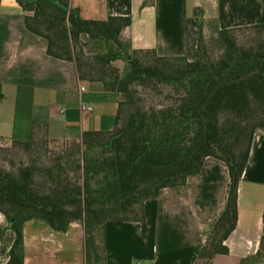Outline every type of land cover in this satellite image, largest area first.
Here are the masks:
<instances>
[{"label":"trees","instance_id":"1","mask_svg":"<svg viewBox=\"0 0 264 264\" xmlns=\"http://www.w3.org/2000/svg\"><path fill=\"white\" fill-rule=\"evenodd\" d=\"M18 1L33 12L25 15L26 26L48 39L50 55L75 62L80 80L101 83L120 100L114 128L86 131L80 140L51 139L47 123L37 121L28 141L0 137L29 154L42 141L71 143L47 161L31 157L7 168L0 160V212L16 233L7 264H25L24 223L33 218L57 231L83 223L87 264H105L106 222L139 221L146 233L145 202L184 185L208 157L228 165L231 185L196 264L228 254L240 182L255 135L264 130V23L222 29L217 20L202 19L198 56L190 61L133 48L123 36L129 16L88 20L70 9V0ZM209 26L217 54L203 35ZM239 31L256 36L242 42Z\"/></svg>","mask_w":264,"mask_h":264},{"label":"crops","instance_id":"2","mask_svg":"<svg viewBox=\"0 0 264 264\" xmlns=\"http://www.w3.org/2000/svg\"><path fill=\"white\" fill-rule=\"evenodd\" d=\"M69 5L88 20L129 16L123 36L133 48L190 61L198 56L202 19H215L222 29L264 23V0H70ZM27 14L33 12L18 0H0V137L28 141L36 121L47 123L49 137L60 141L112 130L120 94L80 80L75 62L50 55L48 39L27 28ZM83 104L93 110L83 111ZM230 185L228 165L208 157L184 185L164 188L145 202L146 233L139 221L106 222L105 264H196L226 208ZM238 208L229 253L218 254L213 264H264V130L253 140ZM15 239L0 212V264L9 261ZM24 251L25 264H87L84 225L73 222L57 231L43 219L27 220Z\"/></svg>","mask_w":264,"mask_h":264},{"label":"rangeland","instance_id":"3","mask_svg":"<svg viewBox=\"0 0 264 264\" xmlns=\"http://www.w3.org/2000/svg\"><path fill=\"white\" fill-rule=\"evenodd\" d=\"M215 34V28L214 27H206L204 31V37L205 41L208 43L209 46V52L212 53H219L221 50V47L217 44H214V37H216ZM255 34V33H254ZM249 31H239L238 35L242 42H247L251 38L255 37L254 35ZM84 47H86L87 53L89 52L88 47L83 42ZM117 67H119L121 70H124L125 63L123 61H117L115 63ZM149 103H151L150 100H148ZM71 146L70 142H49V141H42L39 143V145L34 149V151L30 152V154L27 152L26 149L22 147H17L12 145L10 141L7 140H0V160L4 167L10 168V167H18L22 163L28 161L31 157L32 159H38V161H47L50 159L55 152H58L64 148H68Z\"/></svg>","mask_w":264,"mask_h":264},{"label":"built area","instance_id":"4","mask_svg":"<svg viewBox=\"0 0 264 264\" xmlns=\"http://www.w3.org/2000/svg\"><path fill=\"white\" fill-rule=\"evenodd\" d=\"M81 89L82 90H85V88L84 87H81ZM81 109L83 110V111H92L93 110V106L91 105V104H83L82 106H81Z\"/></svg>","mask_w":264,"mask_h":264}]
</instances>
